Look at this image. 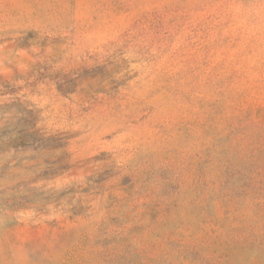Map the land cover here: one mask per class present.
Wrapping results in <instances>:
<instances>
[{
    "label": "rangeland",
    "instance_id": "1",
    "mask_svg": "<svg viewBox=\"0 0 264 264\" xmlns=\"http://www.w3.org/2000/svg\"><path fill=\"white\" fill-rule=\"evenodd\" d=\"M0 264H264V0H0Z\"/></svg>",
    "mask_w": 264,
    "mask_h": 264
}]
</instances>
